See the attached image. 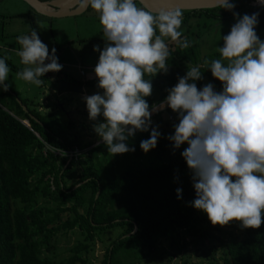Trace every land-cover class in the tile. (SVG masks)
I'll return each instance as SVG.
<instances>
[{"label": "trees", "instance_id": "16d2710c", "mask_svg": "<svg viewBox=\"0 0 264 264\" xmlns=\"http://www.w3.org/2000/svg\"><path fill=\"white\" fill-rule=\"evenodd\" d=\"M250 1L230 0L235 5L231 11L219 5L183 9L185 29L181 40L188 41L190 46L182 49L170 38L164 39L170 53L167 65L181 73L158 72L154 77L162 81L150 83L161 92L156 97H145L147 103L166 98L168 90L192 67H199L202 73V79L195 81L198 89L211 83L215 91H222L221 82L208 70L210 64L197 53L194 38L199 27L189 26L206 24L205 19L213 23L233 13L252 15L259 10L262 15L264 4L253 5ZM192 16L197 19L188 24ZM260 25H264V19L256 27ZM0 58H7L9 67L23 70L2 51ZM61 72H48L41 79L45 81L50 74L59 76ZM66 77L76 84L98 83L96 77L83 81L69 74ZM30 104L28 98L11 87L0 92V264H88L95 239L114 228L119 231L104 245L99 264H132L143 253L153 252L159 240L173 246L166 256L172 264L188 261L181 258L187 256L186 245L192 243L208 264H264V215L259 228H241L239 235L232 230L237 224L240 226L238 221L213 226L203 211L191 206L195 199L194 182L181 156L188 145L173 148L167 137L174 131L168 133L163 126L158 127L161 135L157 145L145 153L140 143L149 138L151 124L148 131H137L126 141L134 151L112 155L101 140L82 142L75 129L83 126L82 120L71 117L64 120L54 109L39 111ZM45 143L66 151L74 148L80 151L70 156L55 154ZM71 170L74 172L69 174ZM69 175L76 178L68 183ZM69 230L77 236L66 253L58 257L55 249L58 234Z\"/></svg>", "mask_w": 264, "mask_h": 264}, {"label": "clouds", "instance_id": "9594fccd", "mask_svg": "<svg viewBox=\"0 0 264 264\" xmlns=\"http://www.w3.org/2000/svg\"><path fill=\"white\" fill-rule=\"evenodd\" d=\"M85 2L99 14L106 41L103 50L93 48L99 52L93 72L103 94L84 97L88 118L96 121L102 116L94 131L108 152L124 154L135 150L126 141L137 131H148L157 110L145 100L152 94L145 76L168 71L170 53L163 38L182 49L190 46L178 30L183 9L170 7L154 14L137 7L135 0ZM218 4L229 11L235 7L230 0ZM257 17V13L239 17L223 36L222 59L213 60L208 69L221 82L222 91H215L211 83L198 89L195 81L202 79V73L192 67L166 97L167 107L179 119L167 139L175 149L188 145L181 156L194 182L191 206L203 211L213 226L238 221L241 228L257 229L264 215V41L255 31ZM17 42L21 46L17 55L25 65L16 74L19 79L40 86L46 73L62 70L56 49L50 53L35 29L18 36ZM6 59L0 58V92L10 87ZM160 135L152 127L141 150L154 149ZM176 192L179 198L181 189Z\"/></svg>", "mask_w": 264, "mask_h": 264}, {"label": "rangeland", "instance_id": "374dc122", "mask_svg": "<svg viewBox=\"0 0 264 264\" xmlns=\"http://www.w3.org/2000/svg\"><path fill=\"white\" fill-rule=\"evenodd\" d=\"M31 12L32 10L29 8L28 4L23 0H0V35L2 33V36H0V44H3L2 47L5 46L4 48L7 49L6 50L0 48V51H2L7 57H9L12 63L21 66L22 68H24L25 65L21 63V59L17 55V52L20 50L21 47L17 42V37L30 34L31 30L35 29L36 31H38V35H44L47 38L46 28L48 23L44 22L43 24L40 22L37 17V15H39L40 13H37L35 11L36 13L33 14L37 15H32ZM253 12L258 14V12L260 11L254 10ZM236 14H238L236 17H234V15L222 17L214 21L213 23L212 20L210 21L208 19H205V21H207L206 24H201L199 26L194 25L195 23H191V21H196L197 19H194V16H192L190 20H188V24L191 23L189 26L190 29H196L197 27H199V34L194 38V44L196 46L198 55L204 56V61L206 63L211 64L213 60L222 59L221 54L219 52V47H223V36L227 35L230 32L232 25L236 23L239 17H241L239 13ZM41 15L45 16L43 14ZM201 17L200 20L202 21L203 18ZM46 18L48 17L46 16ZM257 18L259 20L264 19V13L262 15L258 14ZM50 20H52V22L51 25H49L50 29L48 30H50L52 39H54L56 43L68 41L70 39V47L74 51L73 55L78 54V42L80 37L86 36V38L90 39L93 38V36H98L103 30L99 22V14L94 12L90 6L79 14L62 17H52L50 18ZM40 25H44V27L41 28ZM183 28L184 25L182 24L179 30H183ZM255 31L260 40L264 41V25L257 26L255 28ZM39 38L41 39L42 37L39 36ZM42 42L45 43L43 41V38ZM63 46L65 47V45ZM58 53L59 55H69L67 47L59 48ZM68 58L70 61L73 59L71 54L68 56ZM225 63L227 62L225 61ZM9 69L10 72L7 80L8 84L21 97L32 98L33 102L32 104H30L31 106H35L39 111H45L55 108L54 110L64 120L66 119V115L77 121L82 120L83 126H76L75 128L78 131V135L82 142H87L90 140L94 142L99 141L100 137L94 131V125L103 122V117H99L96 121L89 120L88 111L84 99L83 102L73 105L72 110H69V108L64 104L63 101V108L66 113L65 114L60 102H57L58 98L53 96V93H50L52 95L50 96L52 100H48L45 103H42L44 95L41 91L45 88V85L36 86L22 79H19L16 74L21 71L15 70L11 67H9ZM65 69L74 76L78 75L76 72V68L65 66ZM174 69L171 68L169 71H167V73L178 71L177 69ZM158 92L160 93L161 89H158V87L156 86H152V93L154 94ZM65 97H67V95H63L60 99L64 100ZM161 116H163V114H161ZM74 170L78 171L79 169L78 167H74ZM74 170L69 171V174L70 172H74ZM65 175L67 176L68 174L66 173ZM74 178H76V176L69 175V177H67V182H71ZM232 230L233 232H236L239 235L242 232V229L238 224L235 226V228H232ZM118 231L119 228L107 229L104 234L98 237V239H95L94 250L92 252V255L90 256L91 262L88 264H99L104 245L107 244L108 241H110ZM76 236V232L70 230L64 234H58L55 244V249L58 257L66 253L67 247L74 242ZM172 247L168 245L167 241L159 240L156 242V245L153 248V252L148 254L143 253V255L139 257V260L134 261L132 264H172L166 259L167 252H172ZM185 251L187 253L186 257L188 259H186V257H182L181 261H188L182 264H208V260L202 258V256L199 255L200 250H194L193 243L187 244ZM218 253L219 252L217 250V252L215 253L216 256L218 255ZM161 258L163 262H160ZM220 262V259H218V263Z\"/></svg>", "mask_w": 264, "mask_h": 264}, {"label": "crops", "instance_id": "0c3cea01", "mask_svg": "<svg viewBox=\"0 0 264 264\" xmlns=\"http://www.w3.org/2000/svg\"><path fill=\"white\" fill-rule=\"evenodd\" d=\"M29 8L32 10L31 12L32 15H37V14H33V13H36L35 10H33L30 6ZM37 17L41 23L43 24L44 22L48 23L47 28H46L47 38L44 35L43 36L39 35V36L42 37L43 41L47 44L50 53L53 48L56 49L55 55L58 57V63L63 66L62 72H64V73L61 72L59 76L50 74L48 78L45 81H43V84L40 85V86L45 85V88L41 91L42 94L44 95L42 103H45L48 100L49 101L52 100V98H50V96H52L50 93H53V96L58 98L57 102H60L62 109L65 113V110L63 108V101H64V104L69 108V110H72L73 109L72 106L83 102V99L85 96H90L96 93L103 94V90L98 88L97 86H88V85H85L84 83L76 84V83H72L66 80L67 79L66 74H69L72 78H76L82 81L84 79H92L95 77L93 69L95 68L98 62L99 52L93 51V48L94 46L98 45L100 47V50H103L105 43H106V41L103 38V30L100 32L98 36H93V38H90V39L86 38V36L80 37L79 42H78V54L73 55L74 51L70 47V39L68 41L59 42V43H56V41L52 39L50 30H48L50 29L49 25H51V22H52L50 18L52 17L47 16L48 18H46V15L42 16L41 14L37 15ZM182 24L184 25L183 30L178 29L181 32L184 31L185 29V23H182ZM157 35H159L158 29H157ZM0 36H2V33ZM42 38H41V41H42ZM166 38L167 37L163 39H166ZM2 45L0 44V48L6 49L4 48L5 46L2 47ZM63 45L67 47L69 55L71 54L73 58L71 61L68 58L69 55H59L58 53L59 48L61 47L65 48ZM65 66L76 68V72L78 75L77 76L72 75L69 71L65 69ZM167 66H168V71L171 68L173 69L175 68L172 65H167ZM180 73H181L180 70H178L177 72L173 71L172 73L161 72V74L163 75H172V74H180ZM145 79H148L149 81H155V80L162 81V79L156 78L154 76H145ZM63 95L64 96L67 95V97H65L64 100H61L60 98ZM151 95L156 97L159 95V92L154 93V94L152 93ZM28 99L30 100V103L32 104L33 102L32 98H28ZM160 101H163L161 104L160 110H158L154 118H151L152 126L157 127V128L160 126H163V128H165L168 133H173L174 125H176L179 120L178 115L177 113L173 112L169 107H167L166 98ZM161 114H163V116H161ZM168 116H171V119H169ZM67 117L68 115H66V118Z\"/></svg>", "mask_w": 264, "mask_h": 264}, {"label": "water", "instance_id": "95a60500", "mask_svg": "<svg viewBox=\"0 0 264 264\" xmlns=\"http://www.w3.org/2000/svg\"><path fill=\"white\" fill-rule=\"evenodd\" d=\"M36 12L49 17H62L83 12L88 5L85 0H23ZM146 10L158 13L161 9L180 7L181 9H203L219 5V0H135ZM24 111L26 106L16 97ZM33 117L31 113H28ZM28 124L26 119H21ZM100 141V140H99Z\"/></svg>", "mask_w": 264, "mask_h": 264}, {"label": "built area", "instance_id": "2783aa9c", "mask_svg": "<svg viewBox=\"0 0 264 264\" xmlns=\"http://www.w3.org/2000/svg\"><path fill=\"white\" fill-rule=\"evenodd\" d=\"M259 1V2H257ZM250 4H253V5H257V4H264V0H252L250 1ZM163 101H157V102H152L149 104L150 106V109L155 106L157 108V110L155 112L152 113L151 115V118H153L155 116V114L158 112V110H160L161 108V104H162ZM169 119H171V116H168ZM46 148L50 149L51 151H53L55 154H69L72 155V154H76L78 153L80 150L78 148H74V149H69L68 151L66 150H62L60 148H56V147H52L50 146L49 144L45 143L44 144ZM57 150V151H55Z\"/></svg>", "mask_w": 264, "mask_h": 264}]
</instances>
